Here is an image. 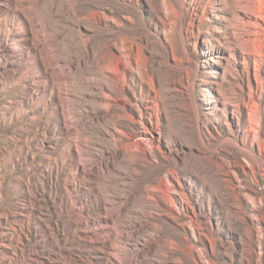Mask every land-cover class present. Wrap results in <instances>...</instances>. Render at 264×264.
<instances>
[{"label": "rangeland", "instance_id": "1", "mask_svg": "<svg viewBox=\"0 0 264 264\" xmlns=\"http://www.w3.org/2000/svg\"><path fill=\"white\" fill-rule=\"evenodd\" d=\"M0 264H264V0H0Z\"/></svg>", "mask_w": 264, "mask_h": 264}, {"label": "bare ground", "instance_id": "2", "mask_svg": "<svg viewBox=\"0 0 264 264\" xmlns=\"http://www.w3.org/2000/svg\"><path fill=\"white\" fill-rule=\"evenodd\" d=\"M107 214V213H106ZM122 216L120 215V213L118 211H116L115 209H112L111 211L108 212L105 223H104V227L106 228L107 224L111 223H115L118 221V219H120ZM112 226V225H111ZM124 233V232H123Z\"/></svg>", "mask_w": 264, "mask_h": 264}]
</instances>
